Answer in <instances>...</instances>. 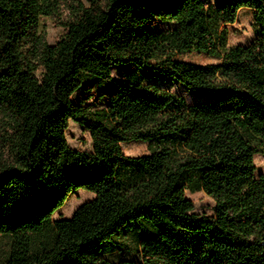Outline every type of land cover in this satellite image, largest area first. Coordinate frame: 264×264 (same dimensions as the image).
Masks as SVG:
<instances>
[{"label": "trees", "instance_id": "obj_1", "mask_svg": "<svg viewBox=\"0 0 264 264\" xmlns=\"http://www.w3.org/2000/svg\"><path fill=\"white\" fill-rule=\"evenodd\" d=\"M77 2L51 45L40 17L57 16L61 0H0V264H264L254 164L264 154V0ZM243 7L256 36L231 48L222 25ZM152 20L176 26L156 31ZM192 50L221 62L175 58ZM129 64L125 78L111 75ZM86 76L99 110L72 101ZM152 76L214 98L188 103ZM70 121L88 130L91 150L69 146ZM131 140L147 154H125ZM80 188L95 196L54 222ZM186 190L212 198L213 212H194ZM124 227L134 247L117 239ZM105 243L138 262H111Z\"/></svg>", "mask_w": 264, "mask_h": 264}, {"label": "rangeland", "instance_id": "obj_2", "mask_svg": "<svg viewBox=\"0 0 264 264\" xmlns=\"http://www.w3.org/2000/svg\"><path fill=\"white\" fill-rule=\"evenodd\" d=\"M61 10L57 16H42L40 17L39 30L45 34L46 41L48 44L55 43L62 35L65 34L66 28L62 24L69 18V5L71 3H78L77 1L85 0H61ZM205 7L216 6L220 4V0H204ZM148 26L152 30H166L175 28L176 23H170L161 20H152L148 22ZM223 27L227 29V44L231 48H247L252 40L255 38V28L253 24V13L249 8L243 7L238 11L236 20L233 23L223 24ZM175 58L195 62V63H220L221 60L218 58L192 50L191 52H181L175 55ZM42 68L40 67L36 75L41 73ZM135 70L132 64L129 65H114L111 68V75L113 77L125 78L131 72ZM72 95V101L79 102L81 99L86 98V103L90 105L91 109L99 110L100 107L105 106V102L99 97L98 91L92 88V78L89 76ZM148 81L156 84L160 88L166 89L174 94L182 95L188 103L192 102H203L212 100L214 97L209 94H203L196 91H190L180 84L177 80H173L170 77H154L152 76ZM66 139L69 146L76 150H91L92 140L90 139L88 130L84 129L77 123L70 121L69 127L65 132ZM124 153L129 156H137L147 154V143L140 140H131L129 142L122 143ZM254 164L256 166V177L264 176V154L259 153L255 155ZM95 196V191L89 188H80L72 191L64 200V204L56 210L52 215V220H70L75 209L87 200L92 199ZM185 196L193 201L194 212L210 215L213 212L214 200L209 198L203 191L190 192L185 191ZM118 240L127 243L129 246L134 247V232L131 228L124 227L119 234ZM0 241L4 239L0 238ZM104 256L113 263H119V261H131L138 262V257L135 252L128 249L115 250L110 247L109 244L105 243Z\"/></svg>", "mask_w": 264, "mask_h": 264}]
</instances>
